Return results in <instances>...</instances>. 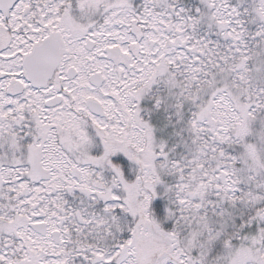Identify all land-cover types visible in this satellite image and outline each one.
Masks as SVG:
<instances>
[{
  "label": "snow or ice",
  "instance_id": "obj_1",
  "mask_svg": "<svg viewBox=\"0 0 264 264\" xmlns=\"http://www.w3.org/2000/svg\"><path fill=\"white\" fill-rule=\"evenodd\" d=\"M0 264H264V0H0Z\"/></svg>",
  "mask_w": 264,
  "mask_h": 264
}]
</instances>
